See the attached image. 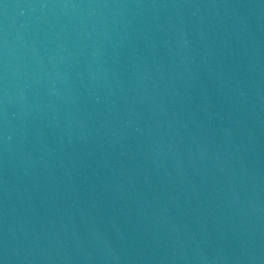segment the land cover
<instances>
[{"label":"water","instance_id":"1","mask_svg":"<svg viewBox=\"0 0 264 264\" xmlns=\"http://www.w3.org/2000/svg\"><path fill=\"white\" fill-rule=\"evenodd\" d=\"M0 264H264V0H0Z\"/></svg>","mask_w":264,"mask_h":264}]
</instances>
